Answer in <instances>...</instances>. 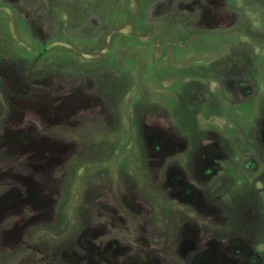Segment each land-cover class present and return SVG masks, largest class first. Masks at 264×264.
<instances>
[{"label": "rangeland", "instance_id": "rangeland-1", "mask_svg": "<svg viewBox=\"0 0 264 264\" xmlns=\"http://www.w3.org/2000/svg\"><path fill=\"white\" fill-rule=\"evenodd\" d=\"M171 140L184 151L164 146ZM260 146L264 0H0V264H58L54 253L103 201L135 217L123 234L130 245L155 238L151 257L135 252L126 264H193L197 242L175 239L180 211L212 201L200 171L211 173L222 152L214 181L231 179L242 196L251 162L264 174ZM162 161L200 183L163 193L152 181ZM243 211L220 209L239 221L222 223L246 226ZM256 213L264 208L248 218ZM190 220L186 228L205 227Z\"/></svg>", "mask_w": 264, "mask_h": 264}, {"label": "flooded vegetation", "instance_id": "flooded-vegetation-1", "mask_svg": "<svg viewBox=\"0 0 264 264\" xmlns=\"http://www.w3.org/2000/svg\"><path fill=\"white\" fill-rule=\"evenodd\" d=\"M241 140L243 141V139ZM222 141H225V144L227 143L224 138L222 139ZM183 143L184 142L178 140H171L164 146L171 149L173 148L175 150L174 147L175 145H177L182 149V146L180 145ZM242 144L243 142H241V145ZM246 146L247 144L245 143L244 147ZM220 149H223L224 151L226 150L224 145H222ZM182 151H184V149H182ZM254 151L256 152L258 158L264 155V149L262 146H260L259 149L258 147L254 148ZM223 156L224 155L222 152H214V159L210 160L212 161V172L207 174L204 171H200V178L204 181L206 185L204 187L206 191L205 194H208L212 201H208L206 199L203 201V197L205 196L202 194L203 197L201 196L199 200L194 201L193 204H190L193 210L186 212V214L184 213L183 209L182 211H180V217L177 220L179 222L177 223V227H181L180 229L177 228V238L175 239V242H183V239L184 242L188 240V242L194 240L197 242V245L192 247V250H198L195 257L193 258V264H264L263 257L258 252V249L255 248L259 243L258 238L260 239L261 237V239L264 240V217H260L261 215L256 213L252 214L251 218H248V214L254 213L258 206H260V209L262 210L264 208V203L262 200L264 196V189L262 186L264 185V174L261 175L259 173V167L256 166L254 161L253 163L251 162L252 165H255V168L253 167L254 169H250V172L254 173L252 178L253 187L252 185H248L247 192L242 194V196L241 194H237L235 190L233 192H230L231 179L226 180L227 185L226 182H224L223 185H219L217 181H214L215 178L222 173V171L218 169L221 168V166L217 165V161L223 158ZM164 166L166 167L165 162L162 161V166H160L157 170L152 168V170L156 172L152 175V181L154 184L159 185V189L160 191L162 190L163 193L167 189L171 190L172 192H183L182 190L184 189V185L190 184L188 180L196 178V171L195 176H192L193 171L188 172L187 175L185 174V172L183 173V171L179 173L182 175H173L172 170H169L167 172V167L164 170ZM157 176H161L159 180H157ZM225 178L226 176L223 177V179ZM254 178L256 179V181ZM196 182L198 184L200 183V180L198 179L196 180ZM255 182L261 186H256ZM210 183L211 185L214 184L213 187H211V190ZM234 185L236 186V183L233 184V186ZM255 186L256 188L254 189ZM252 189L257 191L259 197L258 199L255 197V192L252 191ZM190 191L194 193L196 190L191 189ZM216 192H218L220 195L213 196ZM221 192H223V196L229 193V195H232L233 197L229 198V202L224 203L222 200ZM161 195L162 194L160 193V196ZM16 205L21 204L16 203ZM243 206L245 209L241 208ZM222 208H225L227 210L228 216L230 217L237 214L239 215L243 210H245V218L244 220H242L241 218L240 223L241 221H248V226H244L242 223L241 225H234L235 229L231 232L229 227L226 228L227 223L224 224L222 223V221H227L228 223L230 222V224L232 222H234V224H239V221H229L228 219H223V214L220 213V209ZM130 209H132V207H130ZM1 211L2 207H0V214H2L3 212ZM96 212L99 213L97 214V218H95L91 226H89V223L87 222L82 224V228L80 229L79 233L75 235L74 239L70 241V239L68 238L64 243L65 245H63V247L58 251L59 253H54L53 259L56 260V258H60V262L58 264H100V262H102L104 259L102 258V255L105 256L110 252L112 253L116 251L121 253L119 254L121 255L119 260H116L117 264H126V259L134 255L135 252H143L148 254L149 257L152 256V254L148 253L154 251L153 247L155 244H153V242L155 238H152V232H150V235L147 236L146 242H143L145 244L141 245L138 243L137 246L135 245L134 237L132 238V244L134 245H130V239L127 240V237L123 235L128 231L127 221L136 220L135 217H131L129 215L128 211H123L122 208L115 207L113 203L109 201H103L97 207ZM134 212L136 213L135 209ZM141 215L142 213H139V217ZM151 215L152 213L151 211H149V214L147 215L148 219H145V221L150 220L149 216ZM204 215H206L207 217H205ZM201 218L205 219V221H203L205 226L203 229H199L194 225L188 226L187 228L185 227L187 224H190L188 221H186V219H191L190 221H200L199 219ZM54 220H56L55 217ZM91 220L93 221V219L89 218V221ZM150 223L151 225H154L153 222ZM93 226H102L104 228L103 233L100 235L97 234V232L95 231L96 229H93ZM153 231L157 232L155 228L153 229ZM183 232L188 233V236L182 235L181 233ZM240 233H243V236L246 234V238L242 237ZM161 234L162 239L164 240L163 243L171 247V242H173L172 237L167 234L164 230ZM155 236L157 235L155 234ZM84 237H86L87 241H83ZM249 237L250 239H248ZM159 239H161V237ZM247 241L249 243H247ZM71 242L72 253L69 249ZM89 243L96 246L99 250H92V248L88 246ZM68 244L69 246H67ZM124 247H126V249H123ZM116 254L117 253H112L113 257H115ZM72 256L76 257L77 259H74V257L72 258ZM150 260L153 259L150 258ZM182 262L179 264H182Z\"/></svg>", "mask_w": 264, "mask_h": 264}, {"label": "water", "instance_id": "water-1", "mask_svg": "<svg viewBox=\"0 0 264 264\" xmlns=\"http://www.w3.org/2000/svg\"><path fill=\"white\" fill-rule=\"evenodd\" d=\"M85 240L87 241L86 237H84L83 241H85ZM88 246L90 248H92V250H95V251L99 250L96 246L92 245L91 243H89ZM102 258H104V259L102 262H100V264H117L116 260L117 261L119 260L116 257H113L111 252L105 256L102 255Z\"/></svg>", "mask_w": 264, "mask_h": 264}]
</instances>
